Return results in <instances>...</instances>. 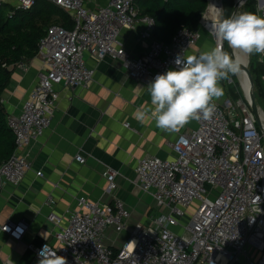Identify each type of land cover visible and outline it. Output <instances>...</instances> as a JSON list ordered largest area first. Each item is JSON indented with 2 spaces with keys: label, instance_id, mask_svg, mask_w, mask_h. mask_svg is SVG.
Here are the masks:
<instances>
[{
  "label": "built area",
  "instance_id": "built-area-1",
  "mask_svg": "<svg viewBox=\"0 0 264 264\" xmlns=\"http://www.w3.org/2000/svg\"><path fill=\"white\" fill-rule=\"evenodd\" d=\"M45 1L70 14L74 27L52 26L40 41L37 58L44 70L21 114L8 120L17 150L0 165V196L5 186L19 188L26 181L31 164L20 150L49 130L60 88L86 89L94 82L96 70L88 66L87 57L96 64L107 58L118 61L129 79L147 87L156 75L175 69L177 57L188 56L205 33L214 47L222 45L226 50L227 42L210 31L211 24L219 21L208 17L211 0H206L208 8L200 28L179 31L171 44L155 39V20L140 16L142 0H109L98 9L92 8L94 0ZM218 1L224 17L223 0ZM37 2L0 0V8L9 5L29 11ZM258 2L257 14L264 16V0ZM136 29L141 30L148 48L143 56L132 58L121 36L125 30ZM258 63L264 66V55L259 54ZM241 87L245 99L223 105L214 100L216 111L211 120H192L195 128L176 135L169 144L172 157L147 156L138 161L135 185L155 200L157 213L137 225L121 248L107 246L105 239L109 230L117 235L126 230L132 214L126 204L116 197L105 204L80 196L74 209L63 215L49 213V240L39 246L25 244L33 254L28 264H37L46 244L66 257L67 264H234L243 256L247 264H264V110L257 105L258 124L251 96ZM75 160L83 165L86 158L77 155ZM41 176L38 172L37 177ZM118 176L112 169L103 174L107 194L114 196ZM55 204L53 199L47 202L52 210ZM28 231L24 221L10 220L0 226V234L15 242H23Z\"/></svg>",
  "mask_w": 264,
  "mask_h": 264
},
{
  "label": "crops",
  "instance_id": "crops-1",
  "mask_svg": "<svg viewBox=\"0 0 264 264\" xmlns=\"http://www.w3.org/2000/svg\"><path fill=\"white\" fill-rule=\"evenodd\" d=\"M108 1L94 0L96 6L91 7L98 9ZM140 29L125 30L121 36L124 49L132 58L143 56L148 48ZM211 47L213 42L205 33L188 55H199ZM86 60L96 70L94 82L86 89L60 88L61 98L49 130L29 148L20 150L31 164L26 181L19 188L5 186L2 190L0 226L10 220L24 221L29 231L23 242L0 234V264H28L33 254L25 244L39 246L49 240V213L63 215L74 209L80 196L105 204H111L116 197L126 204L132 213L126 230L120 235L109 230L105 239L107 246L121 248L137 225L145 224L152 213H157L155 200L135 185L139 179L135 172L138 161L147 156L172 157L169 144L176 135L195 128L192 120L178 132L157 128L149 113L151 104L146 86L129 79L118 61L107 58L96 64L89 57ZM43 70L37 57L14 69L11 84L2 96L10 117L21 114L24 101ZM221 87L224 94L215 99L220 104L224 102L222 99L228 100L227 89ZM141 113H145L143 120L139 119ZM77 155L86 158L85 164L75 160ZM110 169L120 173L114 196L106 193L107 181L103 177ZM38 172L41 177H37ZM49 199L56 203L54 210L47 206ZM234 264H247V259L240 257Z\"/></svg>",
  "mask_w": 264,
  "mask_h": 264
},
{
  "label": "clouds",
  "instance_id": "clouds-1",
  "mask_svg": "<svg viewBox=\"0 0 264 264\" xmlns=\"http://www.w3.org/2000/svg\"><path fill=\"white\" fill-rule=\"evenodd\" d=\"M210 28L220 41L227 42L232 55L220 45L199 55L179 56L175 69L156 75L147 86L149 113L163 131L178 132L191 120H211L216 111L213 101L224 94L220 82L241 72V62L235 54L264 55V16L237 11L212 23ZM144 115L141 113L139 119L143 120ZM38 255L37 264H67L66 257L57 255L47 244Z\"/></svg>",
  "mask_w": 264,
  "mask_h": 264
},
{
  "label": "trees",
  "instance_id": "trees-1",
  "mask_svg": "<svg viewBox=\"0 0 264 264\" xmlns=\"http://www.w3.org/2000/svg\"><path fill=\"white\" fill-rule=\"evenodd\" d=\"M248 2V12L257 14L256 0ZM138 4L140 16L155 20L154 37L164 44H171L183 29L198 30L208 8L206 0H142ZM235 5V0H223L224 18L234 12ZM52 26L72 30L74 21L70 14L45 0H38L29 11L15 10L9 5L0 8V165L14 156L17 150L16 137L9 128L10 116L2 96L11 84L14 69L37 57L40 41ZM252 72L257 74L262 90L260 94L256 93L255 99L263 98L264 101V66L256 63ZM253 84L255 87L254 79ZM226 92L234 101L242 97L241 91L236 88L230 87Z\"/></svg>",
  "mask_w": 264,
  "mask_h": 264
},
{
  "label": "rangeland",
  "instance_id": "rangeland-1",
  "mask_svg": "<svg viewBox=\"0 0 264 264\" xmlns=\"http://www.w3.org/2000/svg\"><path fill=\"white\" fill-rule=\"evenodd\" d=\"M237 0H235V2H236ZM249 1V0H248ZM246 2L241 8H240V10H239V12H245V11H248V9H247V7H248V4H250L249 2ZM238 2V1H237ZM259 6H260V3L258 2V0H256V9H257V11H258V8H259ZM7 10H9L8 8H7ZM223 14H224V10H223ZM71 16V15H70ZM71 18H72V16H71ZM73 19V18H72ZM228 45H226V51H229L230 52V55H232L231 54V50H229L228 49V47H227ZM258 56H259V54H252V55H250L249 56V65H248V68H247V70L249 71V73H250V75H252V77H253V79H254V82L256 83L255 84V87H254V84H253V88H252V93H253V91H254V96L256 95V93L257 94H260L261 93V89H260V85H259V82H258V77H257V74L255 73V72H252V74H251V71L253 70V65H255L256 63H258ZM242 74L241 73H239V74H237V75H231L230 76V78L229 79H227V80H223V81H221L220 83H221V85L225 88V89H228V88H230V87H232L233 89L234 88H236V89H239V91H241L242 92V98L243 99H245V97H244V95H243V91H242V87H241V84H242ZM263 82H264V79H263ZM228 98V100H224V99H222L224 102L223 103H221V105H223V104H225V102H227V101H233V103H235L236 101H234V100H232L229 96H227ZM256 97V96H255ZM256 100V99H255ZM257 101V103H256V105H258L260 108H262L263 110H264V101H263V98L260 100V99H258V100H256ZM220 104V103H219ZM131 237V234H130V236H129V238ZM125 242H123V244H124Z\"/></svg>",
  "mask_w": 264,
  "mask_h": 264
},
{
  "label": "bare ground",
  "instance_id": "bare-ground-1",
  "mask_svg": "<svg viewBox=\"0 0 264 264\" xmlns=\"http://www.w3.org/2000/svg\"><path fill=\"white\" fill-rule=\"evenodd\" d=\"M240 5H244L245 0H237ZM219 1L218 0H211V4H210V13L208 15V17H211L214 20H220L222 18V13L220 10H218V5ZM241 62V74H242V84L244 86V89L246 90L247 96H251V85L250 82L248 80V77L245 75V73L243 72V70L248 68L249 65V56H244L241 53H236L235 54Z\"/></svg>",
  "mask_w": 264,
  "mask_h": 264
},
{
  "label": "water",
  "instance_id": "water-1",
  "mask_svg": "<svg viewBox=\"0 0 264 264\" xmlns=\"http://www.w3.org/2000/svg\"><path fill=\"white\" fill-rule=\"evenodd\" d=\"M245 1H248V0H245ZM240 8H241L240 3L236 1V5H235V8H234V12L239 11ZM243 72L248 77V80L250 82L251 88H253V79H252V76L250 75L249 71L247 69H245V70H243ZM250 99H251V103H252V112H253L255 118L257 119L258 124H260L258 107L256 105V100H255V96H254L253 93H251V98Z\"/></svg>",
  "mask_w": 264,
  "mask_h": 264
}]
</instances>
